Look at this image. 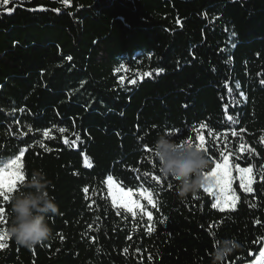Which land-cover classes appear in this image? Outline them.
<instances>
[{
    "label": "trees",
    "instance_id": "16d2710c",
    "mask_svg": "<svg viewBox=\"0 0 264 264\" xmlns=\"http://www.w3.org/2000/svg\"><path fill=\"white\" fill-rule=\"evenodd\" d=\"M262 81L264 0L0 3V167L24 149V181L42 170L59 207L49 241L29 251L8 239L0 264H210L223 237L244 244L225 264H251L264 248ZM197 131L210 168L222 154L255 165L251 193L233 170L235 210L213 208L203 188L181 201L159 172L157 137L198 144ZM108 175L156 206H113Z\"/></svg>",
    "mask_w": 264,
    "mask_h": 264
},
{
    "label": "clouds",
    "instance_id": "9594fccd",
    "mask_svg": "<svg viewBox=\"0 0 264 264\" xmlns=\"http://www.w3.org/2000/svg\"><path fill=\"white\" fill-rule=\"evenodd\" d=\"M153 156L159 172L176 186L181 201L196 196L207 186L210 169L207 154L195 144L182 146L168 133L160 134L153 145ZM51 182L42 170L33 171L10 201L11 223L8 237L19 247L31 251L52 238L50 219L59 214V207L49 194ZM244 244L235 237L216 238L210 264H225L229 257L242 253Z\"/></svg>",
    "mask_w": 264,
    "mask_h": 264
},
{
    "label": "snow or ice",
    "instance_id": "6c2138e0",
    "mask_svg": "<svg viewBox=\"0 0 264 264\" xmlns=\"http://www.w3.org/2000/svg\"><path fill=\"white\" fill-rule=\"evenodd\" d=\"M2 5H7L9 0H0ZM11 12V10H9ZM71 59V57H69ZM158 74V73H157ZM133 84L136 83L135 80L131 81ZM264 83V81H262ZM236 88L239 89V83L236 84ZM240 95L244 97V93L241 92ZM246 100V97H244ZM228 120H232V116L227 117ZM199 128L201 130L207 128V125L201 123ZM31 130V129H29ZM59 131L63 133L65 129L60 128ZM179 130H177V134H180ZM208 135H212L211 130L208 131ZM235 135V133H233ZM44 136L48 137V131L44 132ZM79 139V137H77ZM196 140L201 141L198 144H195L199 149H202L205 153L208 151L207 147L203 142V137L200 131H197ZM261 141L264 142V137H261ZM67 143V140L65 141ZM188 143L193 144L191 139H189ZM182 146V145H181ZM244 145H241L243 148ZM148 151L149 149H145ZM25 154V150L22 149L19 155L15 158L8 159L5 162L4 167H0V199L3 202H8L11 199L12 194L16 191L18 185H21L25 180V174L21 170L24 166L20 163V158ZM219 159L221 162L213 161L214 167H211L206 173H204L205 177L208 179V184L203 188L205 193L213 196L215 199V203L212 204L213 208H217L220 211H225L226 208H231L235 210V203L238 199L235 191L233 190V170H235L239 174L240 187L248 193L253 192L252 184H253V176H254V167H240L237 165H232L229 161V157L226 154H222ZM90 166V165H86ZM260 179L264 181V165L259 168ZM149 173L144 172V175L147 176ZM154 180L158 183L161 178L159 176H154ZM105 184L107 185L108 194L111 197V203L113 206H121L127 212L131 213L133 216H136V209L140 208L141 205L138 200L133 199V197H144L148 200V203L156 206V201L153 198V194L149 192L147 189L142 188L138 191H133L131 188L125 189V187L121 186L117 181L114 180L112 175H108L105 180ZM84 193L89 192V188L86 186L83 188ZM197 197L194 196L193 199ZM87 199V197H86ZM147 220L152 221L153 215L151 212H147ZM5 220V207L0 206V224H3ZM163 223V222H161ZM256 223H260L259 220ZM152 229H149L151 231ZM10 239L7 235V230L3 227H0V249L5 248L6 241ZM127 252V249H125ZM251 254V253H250ZM151 260V257H149ZM251 264H264V248L259 251L257 258L251 262Z\"/></svg>",
    "mask_w": 264,
    "mask_h": 264
},
{
    "label": "rangeland",
    "instance_id": "374dc122",
    "mask_svg": "<svg viewBox=\"0 0 264 264\" xmlns=\"http://www.w3.org/2000/svg\"><path fill=\"white\" fill-rule=\"evenodd\" d=\"M238 177H239V174H238ZM142 198H144V197H142ZM133 199L138 200V197H133ZM138 201L140 203V200H138ZM140 205H141V203H140ZM226 209H229V208H226Z\"/></svg>",
    "mask_w": 264,
    "mask_h": 264
}]
</instances>
